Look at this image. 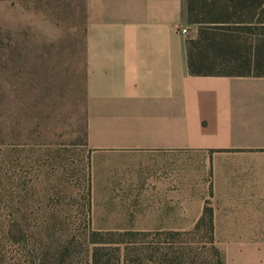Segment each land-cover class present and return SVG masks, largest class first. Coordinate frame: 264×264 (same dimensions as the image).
<instances>
[{
    "label": "crops",
    "instance_id": "obj_1",
    "mask_svg": "<svg viewBox=\"0 0 264 264\" xmlns=\"http://www.w3.org/2000/svg\"><path fill=\"white\" fill-rule=\"evenodd\" d=\"M83 15L100 196L144 199L151 222L172 224L155 228H180L188 206L194 222L206 206L213 230H264V73L190 74L185 42L198 27L187 0H83ZM230 33L238 47L225 55L239 67L251 53ZM255 252L227 264H264Z\"/></svg>",
    "mask_w": 264,
    "mask_h": 264
},
{
    "label": "rangeland",
    "instance_id": "obj_2",
    "mask_svg": "<svg viewBox=\"0 0 264 264\" xmlns=\"http://www.w3.org/2000/svg\"><path fill=\"white\" fill-rule=\"evenodd\" d=\"M83 0H0V264H227L264 230H213L188 206L155 228L144 199L101 197L88 138ZM187 31V30H186ZM215 65L264 73L263 64ZM120 202L130 206H120ZM206 202V199H204Z\"/></svg>",
    "mask_w": 264,
    "mask_h": 264
},
{
    "label": "trees",
    "instance_id": "obj_3",
    "mask_svg": "<svg viewBox=\"0 0 264 264\" xmlns=\"http://www.w3.org/2000/svg\"><path fill=\"white\" fill-rule=\"evenodd\" d=\"M187 20L197 25L195 39L185 42L187 68L193 75L225 74L213 70L238 47L230 32L243 34L242 49L251 57L241 64L264 65V0H187Z\"/></svg>",
    "mask_w": 264,
    "mask_h": 264
},
{
    "label": "built area",
    "instance_id": "obj_4",
    "mask_svg": "<svg viewBox=\"0 0 264 264\" xmlns=\"http://www.w3.org/2000/svg\"><path fill=\"white\" fill-rule=\"evenodd\" d=\"M179 32H180L181 34H185V33H186V28H185V27H181V28L179 29Z\"/></svg>",
    "mask_w": 264,
    "mask_h": 264
}]
</instances>
